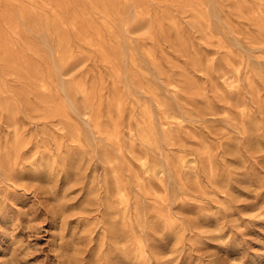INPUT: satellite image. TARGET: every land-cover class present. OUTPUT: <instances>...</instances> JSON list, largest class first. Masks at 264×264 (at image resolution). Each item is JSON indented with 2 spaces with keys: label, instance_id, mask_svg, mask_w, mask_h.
<instances>
[{
  "label": "rangeland",
  "instance_id": "rangeland-1",
  "mask_svg": "<svg viewBox=\"0 0 264 264\" xmlns=\"http://www.w3.org/2000/svg\"><path fill=\"white\" fill-rule=\"evenodd\" d=\"M263 43L264 0H0V264H264Z\"/></svg>",
  "mask_w": 264,
  "mask_h": 264
},
{
  "label": "bare ground",
  "instance_id": "bare-ground-1",
  "mask_svg": "<svg viewBox=\"0 0 264 264\" xmlns=\"http://www.w3.org/2000/svg\"><path fill=\"white\" fill-rule=\"evenodd\" d=\"M238 4V3H237ZM229 26V25H228ZM246 36V35H245ZM88 44V43H87ZM264 44V43H263ZM146 52V51H145ZM11 63V62H10ZM12 64V63H11ZM14 65V64H13ZM3 66V65H2ZM23 70V69H22ZM24 75V73H23ZM27 80V79H26ZM101 80V79H100ZM93 82V81H92ZM24 83V82H23ZM90 83V82H89ZM56 89V88H55ZM21 90V89H20ZM81 92V91H80ZM28 93V92H27ZM31 94V93H30ZM114 94V93H113ZM119 95V94H118ZM54 101V100H53ZM39 112V111H38ZM96 129V128H95ZM17 139V138H16ZM59 146V145H58ZM17 148V147H16ZM7 151V150H6ZM120 176V175H119Z\"/></svg>",
  "mask_w": 264,
  "mask_h": 264
}]
</instances>
